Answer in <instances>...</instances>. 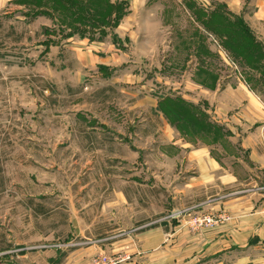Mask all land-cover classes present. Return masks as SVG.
Wrapping results in <instances>:
<instances>
[{
    "label": "rangeland",
    "instance_id": "374dc122",
    "mask_svg": "<svg viewBox=\"0 0 264 264\" xmlns=\"http://www.w3.org/2000/svg\"><path fill=\"white\" fill-rule=\"evenodd\" d=\"M108 1L115 6L108 20L91 17L109 22L106 34L88 38L67 35L49 1L43 9L0 0V264L58 263L85 240L78 230L115 240L147 212V184H180V150L170 142L178 133L158 107L163 97H183L208 115L219 127L203 137L210 145L223 146L232 134L211 112L216 102L233 101L222 94L227 85L251 89L250 116L261 119L253 129L264 121L260 64L248 66L209 26L199 29L205 56H193L190 18L210 9L161 0L170 11L156 14L150 28L118 33L128 3ZM195 68L204 69L194 77ZM118 191L132 201L119 200Z\"/></svg>",
    "mask_w": 264,
    "mask_h": 264
},
{
    "label": "crops",
    "instance_id": "0c3cea01",
    "mask_svg": "<svg viewBox=\"0 0 264 264\" xmlns=\"http://www.w3.org/2000/svg\"><path fill=\"white\" fill-rule=\"evenodd\" d=\"M5 1L17 6L13 0ZM124 1L128 3V13L117 26L118 33L150 28L146 23L157 22L156 14L171 8L161 0ZM194 1L208 9L217 6L218 1L254 29L256 38L263 39L260 30L264 28V0ZM190 19L197 26L194 37L188 38L195 49L193 56L203 58L205 42L199 39L202 25ZM201 69L204 68L194 69V77ZM222 94H233V101H218L210 111L217 123L231 130V135L222 138L223 146L185 135L165 119L178 133L170 136V142L180 150V184H147L148 210L140 216L139 223L115 240L104 235L92 240L91 235L87 237L78 230L76 236L85 240L73 243L66 257L53 264H91L93 257L104 254L129 256L117 264H264V121L253 129V123L261 119L250 116L253 92L243 83L234 88L227 85ZM231 108L235 111L223 113V109ZM238 125L243 134L236 131ZM243 149L246 158L239 153ZM118 195L127 204L133 199L124 191H118ZM136 199L134 203L142 201ZM205 214H224L228 219L208 226L194 223L193 218Z\"/></svg>",
    "mask_w": 264,
    "mask_h": 264
},
{
    "label": "trees",
    "instance_id": "16d2710c",
    "mask_svg": "<svg viewBox=\"0 0 264 264\" xmlns=\"http://www.w3.org/2000/svg\"><path fill=\"white\" fill-rule=\"evenodd\" d=\"M46 1L51 3V6L48 7L58 13V18H55L59 25H64L70 30L66 33L67 35L78 33L81 36L93 38V34H99L97 38H101L106 34L104 27H107L109 22L107 21L106 23L103 20L99 25L93 18H101L104 15L105 19L108 20L111 13H115L112 12L115 6H112V3L108 0H84L85 5L78 0H13L15 4L33 5L43 9L46 8L44 5V2L47 3ZM217 6H219L218 9L215 6L206 11V14L198 12L200 15H196V20L205 28L209 26L210 28H215V30L217 29V32L231 41L235 45L231 44V50L233 48V52L240 56L248 66L256 69L261 65L260 73L263 76L264 65L262 60L264 59V49L262 44L254 37L241 17L228 11L223 4H218ZM120 12L118 13L124 14L123 11ZM60 13L63 15L66 13L70 20H63L62 17L65 16ZM205 15H207L206 18ZM91 17L93 18L91 19ZM118 22L117 18L115 25ZM158 107L165 118L185 135L203 138L211 130L215 129L214 131L216 132L219 129L218 126L214 128L215 125L208 120V115L205 112L183 97L165 96L159 100ZM218 138L215 135L214 140Z\"/></svg>",
    "mask_w": 264,
    "mask_h": 264
},
{
    "label": "built area",
    "instance_id": "2783aa9c",
    "mask_svg": "<svg viewBox=\"0 0 264 264\" xmlns=\"http://www.w3.org/2000/svg\"><path fill=\"white\" fill-rule=\"evenodd\" d=\"M228 216L224 214L214 215V214H205L199 218H193L194 223L198 225H213L217 222L227 220ZM129 259L128 255H116V256H109V255H97L92 258L91 264H117L122 261Z\"/></svg>",
    "mask_w": 264,
    "mask_h": 264
}]
</instances>
